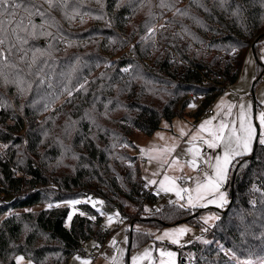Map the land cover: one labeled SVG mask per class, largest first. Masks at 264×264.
<instances>
[{"label":"trees","instance_id":"trees-1","mask_svg":"<svg viewBox=\"0 0 264 264\" xmlns=\"http://www.w3.org/2000/svg\"><path fill=\"white\" fill-rule=\"evenodd\" d=\"M17 2L14 20L31 7ZM36 7L44 14L25 20L29 32L37 26L36 38L10 36L20 51L0 62V264H19L18 256L69 264L86 255L87 242L102 246L113 231L99 211L79 204L68 227L70 208L54 205L89 196L126 224V264L153 240L147 229L180 223L209 240L177 248L180 264L188 253L197 264L264 259V145L232 163L230 201L211 227L199 207L147 211L158 196L133 153V137L181 116L191 95L209 104L238 81L248 50L257 53L264 41V0H57L51 8L37 0ZM207 73L223 76L222 86L204 85Z\"/></svg>","mask_w":264,"mask_h":264},{"label":"rangeland","instance_id":"rangeland-1","mask_svg":"<svg viewBox=\"0 0 264 264\" xmlns=\"http://www.w3.org/2000/svg\"><path fill=\"white\" fill-rule=\"evenodd\" d=\"M193 105L190 103L185 113L183 112L173 121H163L162 128L152 136L137 133V137L133 138L138 139L139 143H136L142 153L140 167L144 184L158 196L157 202L155 204L148 202L145 209L149 211L152 206L157 209L169 203L199 207L204 210L202 221L207 227H211L217 221L220 211H223L230 201L228 180L232 163L239 157L252 154L257 144L264 145L260 143L264 140V125L260 123V117L264 115V41L257 53L253 49L248 50L238 81L213 102L214 116L195 123L188 115L189 110L194 108ZM221 125H226L222 134L223 138L214 140L212 133L219 134ZM249 127L252 138L248 150L245 151L243 141ZM206 141L213 142L215 147H209ZM143 142L145 144L141 145ZM2 151L3 148L0 147V152ZM225 153H228L227 164H224ZM218 159L224 168L222 180L216 177ZM193 160H195L194 165L191 163ZM210 181L211 184H218V187L212 188ZM206 185L208 187H205ZM4 200L5 198L0 196V203ZM83 203L99 211L105 217V227L113 231L112 236L98 247L97 251L103 249L105 254L111 256V245L116 240H120L118 253L113 257H117L121 264H126L127 234L118 211L107 208L96 196L77 198L54 205L70 208L67 219L69 227L73 217L80 212L77 206ZM51 205H38L22 210L28 212ZM4 216L0 217V222ZM195 229L194 231L200 236L193 240L209 241L203 236V230ZM149 230L147 229V232ZM163 241L165 240L154 238L142 247L132 250L128 257V264H179V252L167 245L178 246V244L173 241H165L167 243ZM91 244L96 245L94 241H90L84 248ZM168 253L173 255L169 256ZM186 255L192 256L191 253ZM20 257L22 256L16 258L17 263L33 264L24 258L18 260ZM234 259L236 264H245V262L264 264V259L245 261L237 260L235 257ZM79 261L81 260L75 257L72 263L79 264Z\"/></svg>","mask_w":264,"mask_h":264},{"label":"snow or ice","instance_id":"snow-or-ice-1","mask_svg":"<svg viewBox=\"0 0 264 264\" xmlns=\"http://www.w3.org/2000/svg\"><path fill=\"white\" fill-rule=\"evenodd\" d=\"M28 4L31 5V7H24L23 11L26 14L25 16L20 17L19 20H14V18L18 15L17 10L22 8V5L17 2V0H0V62L5 63L7 65L9 58L12 57L15 53L14 50H16V43H27L26 39H21L19 36V32H26L29 37L36 38L35 28L36 25H31L33 31L29 32L28 27L25 25V20L28 21L29 24H31V17L33 15H43V12H40L39 9L36 7L37 0H27ZM57 0H43V3L48 4L49 8L54 6V3H56ZM163 5V0H162ZM15 24V27H11V30L9 31V28L6 27V25L11 26ZM43 35H51V33H43ZM15 37L16 43H12L9 37ZM20 51V50H16ZM35 60H33V63ZM14 66V65H13ZM210 123V122H208ZM260 123L264 125V115H261L260 117ZM226 125H221L220 129L218 130V133H212L214 140H220L222 139V134L224 131V128ZM201 128L203 129V125H201ZM241 128H244L243 123L241 124ZM247 136L244 138L243 141V147L244 150L247 151L250 141H251V128L249 127L247 130ZM239 139V138H238ZM209 147H215V144L213 142H207ZM261 144H264V140L260 141ZM239 154V153H237ZM193 165L195 164V160L191 162ZM228 163V153H225L224 156V164ZM224 176V168L221 166V163L219 159L217 160L216 165V177L218 180H222ZM211 184V181H210ZM205 187H208L207 185ZM212 188L218 187V184H211ZM199 192V188L197 189ZM179 194V193H177ZM223 199V197H221ZM169 256L173 255L172 253H168ZM23 257L18 258V260H22ZM245 264H250V262H245Z\"/></svg>","mask_w":264,"mask_h":264},{"label":"crops","instance_id":"crops-1","mask_svg":"<svg viewBox=\"0 0 264 264\" xmlns=\"http://www.w3.org/2000/svg\"><path fill=\"white\" fill-rule=\"evenodd\" d=\"M206 101H208V100H206V98H204V97H199V99L197 101H194V100L191 101V103L194 104L193 105L194 108L189 110L188 115L191 116L190 119L194 120L195 123H197L196 122V118L204 110H206L208 108H213V102L214 101L213 102H209V104ZM186 110H187V108H186ZM186 110H184V113H185ZM214 115H215V112L211 116H214ZM135 137H137V136H135ZM134 142H135V149L133 151H134L135 154H138V151L141 152V150H140L139 145L136 142L139 143V141H138V139H135ZM143 144H145V142H143L141 145H143ZM140 155L138 154L139 158H140ZM144 161H145V159H144ZM123 226L126 228V224L124 222H123ZM194 230H196V229L193 228L188 223H180L178 225L166 227V228L159 229V230L150 229L149 232L152 235L153 240H154V238H156L158 240L162 239V240H165V241L176 242L178 244V246H172L171 244H167V245L170 246V247H173L177 252H179L177 250V248L179 249V248L189 244L190 242L195 241L193 239H195L198 236H200ZM196 240H199V239H196ZM165 241H163V243H167ZM88 243H90V241L87 242L86 244H88ZM95 244H96V242H95ZM113 245H114V243L110 247V251H111L110 252L111 256H110L108 254H105L103 249L100 250V251H97V248L101 247V246H98L97 244L96 245L91 244V245H89V247H85L86 248L85 249V251H86V255L85 256H83V257L82 256H73L70 259L69 264H75V263H72V260L75 257L79 258L81 260V261H79V264H121V262H119L117 257H113V255H117V253H118V250H117L116 253H113V251H112V246ZM107 253H109V251ZM186 256H188V255L185 254L183 259H185ZM183 259H182V262H183ZM179 264H180V254H179Z\"/></svg>","mask_w":264,"mask_h":264},{"label":"built area","instance_id":"built-area-1","mask_svg":"<svg viewBox=\"0 0 264 264\" xmlns=\"http://www.w3.org/2000/svg\"><path fill=\"white\" fill-rule=\"evenodd\" d=\"M200 48H204L203 45L200 46ZM224 81V78L223 76L221 75H215L214 73H207L204 75V79H203V84L204 85H213V86H222V82ZM231 85H227L225 87V89L227 90ZM225 90V91H226ZM192 100L194 101H197L199 99V97L197 96H193L191 95L190 96ZM191 100V101H192ZM214 114V111H213V108H208L206 110H204L197 118H196V122L198 121H201L203 119H206L208 117H210L211 115ZM138 154L140 155V151H138ZM138 154H136L138 156ZM144 161V160H143ZM158 199V197H157ZM148 203V202H147ZM147 203L145 204V207L147 205ZM156 211V207L155 206H152L150 209H149V212H155ZM120 240H116L114 242V245L112 246V251L113 253H116L117 250H118V246L120 245ZM184 264H197V261L194 257L192 256H186L185 257V260H184Z\"/></svg>","mask_w":264,"mask_h":264},{"label":"water","instance_id":"water-1","mask_svg":"<svg viewBox=\"0 0 264 264\" xmlns=\"http://www.w3.org/2000/svg\"><path fill=\"white\" fill-rule=\"evenodd\" d=\"M185 259H183V262H184Z\"/></svg>","mask_w":264,"mask_h":264}]
</instances>
